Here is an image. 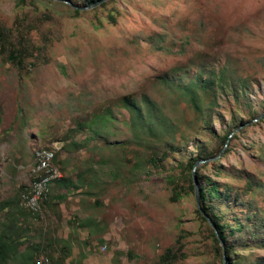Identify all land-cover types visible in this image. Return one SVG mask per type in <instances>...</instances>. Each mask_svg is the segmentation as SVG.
I'll return each instance as SVG.
<instances>
[{
	"label": "rangeland",
	"instance_id": "374dc122",
	"mask_svg": "<svg viewBox=\"0 0 264 264\" xmlns=\"http://www.w3.org/2000/svg\"><path fill=\"white\" fill-rule=\"evenodd\" d=\"M0 24L14 38L22 35L43 48L20 72L0 55L2 168L58 143L62 178L69 180L50 189L51 205L58 195L57 219L43 218L44 208L36 216L21 209L28 224L20 226V252L50 246L34 260L46 255L57 261L64 244L69 247L64 264H153L185 231L187 256L174 264H220L195 213L194 195L168 199L165 177L180 154L156 167L146 162L157 142L134 137L129 113L119 102L125 95L138 103L147 97L174 121L196 124L190 106L159 80L173 67L194 69L190 64L196 61L215 69L231 63L252 78L244 99L254 106L252 112L220 97L211 118L216 133L225 132L231 119L237 126L242 122L231 151L198 168L228 192V200L237 197L225 206L226 219L244 220L254 212L264 218V0H106L79 13L53 0H0ZM105 109L114 119L97 126L113 147L83 128ZM183 138L187 155H195L196 145L215 148L206 132L185 131ZM30 183L31 176L25 185ZM17 205L20 209L19 197ZM4 216L0 211V227ZM232 258L239 264L264 262V247L238 248Z\"/></svg>",
	"mask_w": 264,
	"mask_h": 264
},
{
	"label": "trees",
	"instance_id": "16d2710c",
	"mask_svg": "<svg viewBox=\"0 0 264 264\" xmlns=\"http://www.w3.org/2000/svg\"><path fill=\"white\" fill-rule=\"evenodd\" d=\"M53 1L62 2L70 6L74 13H79V7L89 6L95 2L97 3L99 0H82L83 5H79V1L81 2V0ZM73 7L79 9H74ZM37 52H39L37 55L42 54L43 48L33 45L22 35L14 38L12 31L0 24V55L17 71H23L25 65H27V60L37 56L34 55ZM190 65L194 69H190L189 66L173 67L172 71L163 74L159 80L165 86L167 85L175 89L186 105L190 106L196 116V124L192 122L187 123L186 120H183L184 124L179 123L178 119L174 121L169 115L165 114L161 105L151 101L147 97L141 99L142 103H138V101L128 95L119 100L120 106L126 108L129 113L130 126L133 129L134 137L137 140L153 138L157 142L156 150L151 152V155L146 158V162L156 167L158 166L157 161L162 162L173 153L180 154L181 160H176L170 166L172 170L168 171L165 177V182L171 191L168 197L171 202H180L187 196H195L192 168L197 161L206 160L203 163L204 165L210 163V161L214 162L210 159L220 153L225 155L231 151L229 143L234 138V134L229 139V142H227L228 137L239 128L242 122L238 121L239 125L237 126L236 119H231L225 132L216 133L213 131L211 118L217 106V99L220 97H223L224 100L231 99L237 105H244L248 109V112L254 110V106L246 103L244 100L248 97L250 88L252 87V78L250 76L240 75L231 63H225L217 69L213 68L210 64L200 61H196V63H191ZM113 119L112 110L105 109L102 112L94 114L91 121H89L95 127H89L90 124L87 122L85 124L87 126H83V128H90V137L100 139L102 145L113 147L116 143L110 142L109 138L104 136V130L97 126L103 121ZM185 131L190 133L206 132L208 138L214 140L215 148L207 147L204 144L196 145L197 150L195 155L193 153L187 155V149L183 147V144L185 145L187 142L183 138ZM177 133L180 134L179 138L176 137ZM185 139L187 140V137ZM55 163L60 169L57 154ZM195 178L198 185L200 208L214 222L220 238L197 207L195 213L202 223L206 225L213 253L220 259V264H223V257L225 258V264H239V260L236 261L232 258L234 255H237L238 248H248L254 244L264 247V218H260L254 212L246 215L244 220H239L237 217L226 219L229 211L225 206L236 202L237 197L235 196L233 202L228 200V192L219 187L217 182L212 180L211 177L209 178L200 174L199 168L196 169ZM55 183L65 185L69 183V180L62 178ZM246 189H251L250 181L246 182ZM24 190L22 189V191ZM5 203H2V205ZM17 203L18 199L16 200ZM3 225L4 223L0 227V264H12L18 260L20 264H34L35 255L46 249L48 250V247H50L46 246L45 248L41 244L31 245L24 252H20L21 239L8 235L7 228L6 226L3 227ZM187 238L188 234L185 231H179L174 244L168 247L153 264H174L176 261L184 260L187 256L183 252L184 240ZM50 251L53 250L51 249ZM59 253L62 254L63 259L53 261L49 256L51 263L64 264V260L69 256V247L63 244L59 249ZM254 264H264V262L257 259Z\"/></svg>",
	"mask_w": 264,
	"mask_h": 264
},
{
	"label": "crops",
	"instance_id": "0c3cea01",
	"mask_svg": "<svg viewBox=\"0 0 264 264\" xmlns=\"http://www.w3.org/2000/svg\"><path fill=\"white\" fill-rule=\"evenodd\" d=\"M0 122H1V110H0ZM13 159L12 166L8 167V169H3L2 164H4L5 157L2 158L0 162V211H3L5 214V221L3 222V227L6 226L7 234L11 235L13 238H23V233L20 228L26 227L28 224V220L25 216H23V212L21 208H18L16 204V200L20 196L22 189H26L27 186L25 185L28 183L29 178L31 176V170L33 168V159L30 156L26 160L22 159ZM61 184L56 183V186H60ZM55 189V188H54ZM23 192V191H22ZM53 192V188H52ZM62 192H66L62 190ZM22 194V193H21ZM58 195L53 197V205H51L50 200H46L44 202L43 207V218L52 217L53 219L56 218V207L55 204L57 203ZM6 202L2 205V203ZM56 202V203H54ZM45 203H47L45 205ZM58 204V203H57ZM45 216V217H44ZM2 226V225H1ZM53 238V237H52ZM55 242V240L53 239Z\"/></svg>",
	"mask_w": 264,
	"mask_h": 264
},
{
	"label": "built area",
	"instance_id": "2783aa9c",
	"mask_svg": "<svg viewBox=\"0 0 264 264\" xmlns=\"http://www.w3.org/2000/svg\"><path fill=\"white\" fill-rule=\"evenodd\" d=\"M58 143L42 146L33 151V168L31 170V183L21 192L19 206L31 215H39L45 200L48 198L50 189L63 175L55 163L58 153ZM34 264H51L49 256L40 255Z\"/></svg>",
	"mask_w": 264,
	"mask_h": 264
},
{
	"label": "water",
	"instance_id": "95a60500",
	"mask_svg": "<svg viewBox=\"0 0 264 264\" xmlns=\"http://www.w3.org/2000/svg\"><path fill=\"white\" fill-rule=\"evenodd\" d=\"M103 1H106V0H101V1H99V2H97V3L95 2L94 4H91V5H89V6H84V7H79V8H80V9L91 8V7L95 6V5H98L99 3L103 2ZM73 8H74V9H79V8H77V7H73ZM233 134H234V132L231 133V135L228 137L227 142H229V139L231 138V136H232ZM220 155H221V153H220L219 155L215 156L214 158H211L210 160H214V159L218 158ZM210 160H209V161H210ZM205 162H206V160H200V161H197V162L195 163V165L193 166V168H192V178H193L194 191H195V196H194V197H195V203H196V207L199 209V211H200V213L202 214V216L207 220L208 224L214 229L215 233H217L218 237L220 238V234L217 232L214 222H213L212 220H210V219L205 215V213L201 210L200 205H199V199H198L199 191H198L197 181H196V178H195V172H196V169H197L200 165H202L203 163H205ZM220 243L222 244V241H221V240H220ZM222 247H223V244H222ZM223 264H225V258H224V257H223Z\"/></svg>",
	"mask_w": 264,
	"mask_h": 264
}]
</instances>
